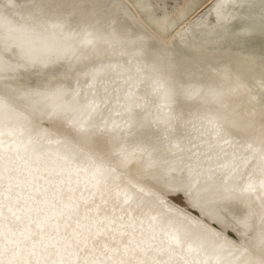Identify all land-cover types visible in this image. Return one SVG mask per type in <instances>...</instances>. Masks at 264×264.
<instances>
[{
  "label": "snow or ice",
  "instance_id": "snow-or-ice-1",
  "mask_svg": "<svg viewBox=\"0 0 264 264\" xmlns=\"http://www.w3.org/2000/svg\"><path fill=\"white\" fill-rule=\"evenodd\" d=\"M6 7L23 13L0 15V264H264V55L201 67L177 47L195 45L179 14L151 0ZM209 15L221 38L264 36V0ZM101 41L129 69L118 120L104 116L114 65L84 62ZM209 100L196 112L207 151L184 155L189 102Z\"/></svg>",
  "mask_w": 264,
  "mask_h": 264
},
{
  "label": "rangeland",
  "instance_id": "rangeland-1",
  "mask_svg": "<svg viewBox=\"0 0 264 264\" xmlns=\"http://www.w3.org/2000/svg\"><path fill=\"white\" fill-rule=\"evenodd\" d=\"M13 2L17 5H24L28 3V0H13ZM217 2L218 0H151L153 11L158 13L160 16L172 17L175 14H179V19L182 22L180 24V27L177 28V31L179 32L183 28L188 27L190 36L195 38V42H200L201 40L208 38L212 39L218 36L216 34H213V26L215 25L216 21L213 16L209 15L211 9L213 8V5ZM1 5L2 7L6 8V6L8 5V0L6 2H3ZM235 11L237 15H239L243 12V9L237 8L235 9ZM20 13H23L22 8H20ZM202 18L206 19L202 20ZM233 23H235V21H233ZM209 34L213 35L209 36ZM221 48L225 50L234 49L236 52L246 51L248 52V54L259 58L260 56L264 55V36L259 33H255L244 38L229 35L227 39L223 43H221ZM84 62L105 63L115 66V59H113L111 55H104L100 57L98 56L97 59L91 58V61ZM111 69L108 70V73L105 77L106 87L108 88V91H120L121 89L118 87L121 83H124L125 74L128 71L120 73L112 72L110 71ZM81 87L84 90L91 91L87 88L84 77H81ZM190 120H194V122L200 124L197 117H192L190 118ZM204 137L205 136L200 133L199 129L194 130L193 128L191 129L187 127L180 138V145L182 147L185 144H199L201 140L204 139ZM168 199L178 207L184 208L191 216L197 218L200 217L199 210L189 207L185 202L183 194L173 193L169 195ZM205 223H207V221H205ZM211 226L215 227V225Z\"/></svg>",
  "mask_w": 264,
  "mask_h": 264
},
{
  "label": "bare ground",
  "instance_id": "bare-ground-1",
  "mask_svg": "<svg viewBox=\"0 0 264 264\" xmlns=\"http://www.w3.org/2000/svg\"><path fill=\"white\" fill-rule=\"evenodd\" d=\"M7 0H0V15H4L5 13L9 15H15L17 12H20V7H15V8H10V7H2V3L6 2ZM17 5V4H16ZM20 6V5H17ZM212 31V30H211ZM210 31V32H211ZM213 34H216L213 31ZM213 34H209V36H212ZM217 35V34H216ZM231 35V33L225 35L223 38L220 36H217L215 38H208V39H203L200 42H195V45L192 47L187 46V42H185L184 45H181L180 43L177 44L178 49L182 48L183 49V54L187 55L194 60H196L198 63H200L201 67H204L206 65H212L213 67L221 65L223 63H227L231 58H233L235 55L239 53H243L245 55H250L246 51H239L236 52L234 49L231 50H225L221 48V43H223L227 37ZM78 42V41H76ZM53 45H60L64 44L65 42L60 40L59 37L53 38L52 40ZM75 43V42H74ZM97 50L100 53L99 55H94L92 53L91 49L84 48L82 49L84 55H89L93 59H97L98 56H104V55H111L113 59H115V66L112 67L110 71L112 72H127L128 65L125 63V60L123 58L118 57L114 53H112L110 50L106 48V45H104L103 41H101L97 45ZM54 54V53H52ZM253 56V55H252ZM258 58V57H256ZM97 61V60H96ZM93 61V62H96ZM71 59H62L59 61L57 65H54L53 67H57L59 69H62L64 66L68 65L71 63ZM30 79L35 80L36 76L34 74H31L29 76ZM121 90L120 91H108V96H107V106L104 109V116L106 118H116L117 120L119 119V116L117 115L118 112L121 111V109L117 106L118 100L123 97L124 90L127 88V84L121 83L120 86L118 87ZM84 90V89H83ZM146 90L145 85H141L140 88V94L143 95L144 91ZM85 92H89L88 90H84ZM226 103L232 105V106H240L245 104L246 98L243 96H234L228 98ZM190 103V108L189 111L192 113L191 116L187 117L188 119L192 117H197L196 112L197 108L201 107L202 103L206 104L209 107H214L215 102L214 101H206V102H200V101H194V102H189ZM188 128H193L194 130L200 129V124L197 122H194V120H191V123L187 126ZM201 133V132H200ZM207 139V137H204L203 140L199 144H185L181 148L184 149V155H191L193 153H204L207 151L208 145L204 143V141ZM227 152L231 153L232 148H229L226 146L225 149ZM209 155L213 156V160L210 161L213 166L217 163H222L223 160L219 159V156L222 155L220 153L219 149L213 148L212 152L209 153ZM227 159V157H225ZM83 166V165H81ZM81 179H85L86 174L82 173L81 174Z\"/></svg>",
  "mask_w": 264,
  "mask_h": 264
}]
</instances>
